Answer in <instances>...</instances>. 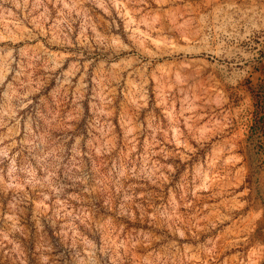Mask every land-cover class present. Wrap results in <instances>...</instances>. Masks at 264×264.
<instances>
[{"label": "rangeland", "instance_id": "rangeland-1", "mask_svg": "<svg viewBox=\"0 0 264 264\" xmlns=\"http://www.w3.org/2000/svg\"><path fill=\"white\" fill-rule=\"evenodd\" d=\"M0 264H264V0H0Z\"/></svg>", "mask_w": 264, "mask_h": 264}]
</instances>
